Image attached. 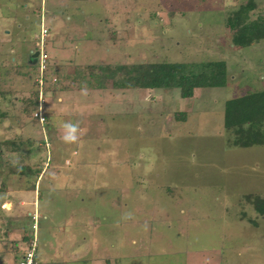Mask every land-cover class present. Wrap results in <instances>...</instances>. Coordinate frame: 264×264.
I'll use <instances>...</instances> for the list:
<instances>
[{
    "label": "rangeland",
    "instance_id": "374dc122",
    "mask_svg": "<svg viewBox=\"0 0 264 264\" xmlns=\"http://www.w3.org/2000/svg\"><path fill=\"white\" fill-rule=\"evenodd\" d=\"M72 1L67 0V5ZM95 4L85 1L81 7L95 15H109V20L120 17L114 24L111 19L110 25L112 31L122 29L113 43L115 50L124 49L126 54L116 53L109 39L106 52V43L99 46L98 34L91 32L88 54L82 53L86 61L129 66L224 62L226 86L196 89L191 99H181L178 90L142 89L141 94L129 91L120 102L105 100L109 94L101 91L95 97L100 102L86 109V115L97 121V129L84 120L78 152L76 142L53 140L50 149L45 143L51 139L47 136L44 143L38 137L40 148L32 147L33 156L49 167V174L58 167L62 175L73 171L70 179L75 181L74 188L66 187L65 179L57 180V172L41 178V189L48 191L41 193L40 214L46 212L49 219L47 214L52 213L55 224H65L77 240L76 245L58 249L59 231H51L48 220L39 219L38 260L41 264H264V215L254 207L256 200H264V144L236 147L235 136L223 126L227 101L264 92V38L240 48L232 43L237 29L228 24L240 8L251 6L246 22L264 25V0H101ZM57 10V0H0V75L12 68L32 100L38 93L40 69L38 63L32 64L29 52H35L42 19L51 23L45 45L50 65L43 74V88L52 91L71 84L69 73L59 71L53 53L58 43L51 19ZM125 13L131 23L123 29ZM91 46L97 50L95 56L90 55ZM114 80L109 77L100 87L112 93ZM74 148L81 163L66 166L65 160L78 161L71 156ZM50 151L53 156L46 159ZM4 169L0 167V178ZM15 175L2 179L17 186ZM22 217L19 235L29 237L32 217ZM22 237L10 241L16 244ZM90 237L94 243L81 242L80 238ZM8 243V251L12 247L15 254L17 248ZM13 254L9 264L16 262Z\"/></svg>",
    "mask_w": 264,
    "mask_h": 264
},
{
    "label": "crops",
    "instance_id": "0c3cea01",
    "mask_svg": "<svg viewBox=\"0 0 264 264\" xmlns=\"http://www.w3.org/2000/svg\"><path fill=\"white\" fill-rule=\"evenodd\" d=\"M85 1H87L89 4L92 2L93 4H98L101 0H73L72 4H69L71 6L73 5V8L67 5V0H57L60 10L56 11L54 19L51 20L54 23V34L56 33L55 41H57L58 47L60 48L57 49L58 47L56 45L53 53L55 52L54 55L59 65V71L69 73L70 80H67L68 82H71V84L68 86H66L65 84V88L64 86H62L52 91H48L46 96L47 101L41 108V113L45 117L44 123H40L38 119L34 118L33 116V112H37L38 110V105L37 108L35 106H31V112H27L26 109H28L30 105L34 104V100H32V97L29 95L28 90H24L21 88L22 86H20L19 84L20 79L19 77H17V75L14 74V70L12 71V68H6L7 70L5 71V73H2L0 75L2 76L0 77V134H2L3 136V138L0 140V158L2 159V161L0 162V167L5 168L4 170H6L0 178V264H9L11 260L10 258H12V254L14 253V251L11 250L12 247L8 251V242L11 243V246H15L17 248L16 253L13 254V258L14 260H16L14 264H18L20 256L19 254L25 248L29 238L25 234L22 237V233L19 235L20 231L23 232L20 225L23 215H26L28 217L31 216L33 223L34 221L38 222L39 219L45 221L48 220V227H53L51 231H59V233L57 234L56 243L58 249L64 248L66 246H73L76 245L73 243H77V240L72 239L70 233L67 231V228H65V224H63V226L61 227H58L55 224L56 222H54L55 219H53L52 213L47 214L49 216V219L47 218V216H45L46 212H42L40 214V200L42 198L41 193L48 191L47 189H41V178L45 176L51 178V174L54 173L55 175V173L57 172V176H59L57 177V180L60 178L65 179L64 185L66 187L73 185L74 188L75 181L72 182L70 179H74L73 171H69L66 174L63 171L62 175V168L58 167L52 169L51 174H49V167L46 168V164L42 166L43 163L33 156V153L31 151L32 147L40 148L38 144L40 139L37 140V138H41L42 136L45 143L48 136L51 140L50 142L45 144H49V148L51 149V142L53 140L63 141L61 139V137L63 136V131L59 128V123L61 121H71L73 123H77L79 124V139L76 142V144L78 145L76 150L78 152L79 145L82 146L83 144L82 134L85 131L86 126L84 120H88V122L91 123L92 129H97V125L95 124L97 121L92 118L93 115H86V112L89 111L86 109L90 105H95V103L100 102V99L95 98L96 95L101 96L102 91L103 93L109 94L107 96H104L105 100L118 101L116 100V98H118V102H120L125 100V97L126 95H128L129 91H136L137 94L139 91L141 93L143 92V90L141 89H117L114 87L113 89L116 90L112 93H108L104 91L102 87H100V85L104 82H101L100 78H98V74H100L99 72L101 70H110L111 68H114L116 66L126 65V63H91L83 59L82 53L86 51V54H88L86 49L90 47L89 42L93 38L89 35L91 34V32H96L98 34L97 38H99V40L101 41V44L99 43V46L103 47V43H106V40L109 39L110 41H112V45L115 47V50L116 45H114L113 42L119 40L117 34H119V31L121 33L122 29L120 28L118 31H112V25H110V23L111 19L113 24L116 23V21L120 20V17H112L109 20V15H95L93 11L87 12L81 7V4ZM103 10L106 11L105 8ZM121 20L125 21L123 29L126 27L127 23H131V21L129 20V16H127L126 13ZM44 23H47V25H45ZM42 24L47 29L49 28L48 30L50 34L49 25H51V23L47 22L46 19H42L41 25ZM93 28H95L94 31L91 30ZM86 30L91 31L86 32ZM68 46H71L73 51H70ZM106 48L107 49H105V51L108 52L110 46L107 43ZM89 51L91 52V56H95L97 52L95 46H91ZM115 52L118 54L120 53V55L126 54V50L124 49L115 50ZM29 53L31 55L30 60H32V64L35 65V61L32 58L35 52L30 51ZM101 54H103L102 51ZM82 89H86V91L82 92ZM137 94H135V96H137ZM114 105L115 104H113V106ZM54 106L56 107V110L58 107H60V109L56 111L53 108ZM116 107L119 108L120 105L117 104ZM35 109L36 111H34ZM79 112L81 114H79ZM84 143L88 144L89 141H86ZM51 154L53 156V153L51 151L46 152V159L48 155L51 157ZM71 156H74L75 158L78 157V153H76L75 148L73 149ZM78 163H81L79 159L78 161L74 159V161L72 162H69L68 160H65L64 162V164L69 167L71 166V164L72 167H74V165ZM16 168H19V171L17 173L15 171ZM0 172L2 173V170H0ZM11 174H16V182L19 186H14V183L12 182L7 184L3 181V177L10 176ZM31 174L35 178L33 176L30 177ZM28 207H30V209H28ZM61 221L63 222L62 219ZM79 222H83V220ZM17 236L22 237L20 238L22 240H20L16 244L14 242V245L13 241H16V239H13ZM80 239L84 244L88 243L90 245L91 242H95L94 240L89 242L91 237L88 240L87 238ZM85 246L88 245H84V247ZM50 247L55 249L54 245L52 244H50ZM73 257L74 258L72 259L76 260V256ZM36 259L38 264H41V261H39L37 257Z\"/></svg>",
    "mask_w": 264,
    "mask_h": 264
},
{
    "label": "trees",
    "instance_id": "16d2710c",
    "mask_svg": "<svg viewBox=\"0 0 264 264\" xmlns=\"http://www.w3.org/2000/svg\"><path fill=\"white\" fill-rule=\"evenodd\" d=\"M251 8V6L240 8L236 17L228 20L229 26L237 29L232 43L240 48L249 46L252 41L264 38L261 31L264 30V25L246 22V13ZM230 21L234 23L231 24ZM129 65L116 66L106 71L101 70L98 78L101 82L109 77L115 78L113 84L117 89L178 90L181 99H191L196 89H217L226 86L224 62L204 63L199 66L180 63ZM36 85L38 87V84ZM44 93L46 97L47 88H44ZM37 96L38 93L35 92L33 106L36 108ZM223 124L225 130L235 136L234 146L248 148L263 145L264 92L227 101L224 107ZM254 207L258 214L264 215V200H256Z\"/></svg>",
    "mask_w": 264,
    "mask_h": 264
},
{
    "label": "built area",
    "instance_id": "2783aa9c",
    "mask_svg": "<svg viewBox=\"0 0 264 264\" xmlns=\"http://www.w3.org/2000/svg\"><path fill=\"white\" fill-rule=\"evenodd\" d=\"M49 33L48 30L41 25L40 33H39V40L36 45L35 53L37 54V63H38V70L40 69L39 73V81H38V110L34 112V117L38 118L40 123L45 122V117L41 113V108L45 103V93L43 88V74L47 67V62L49 61V56L46 52V39ZM37 249H38V237H37V226L36 221L33 224V233L29 237L28 242L25 248L19 254L18 264H38L36 256H37Z\"/></svg>",
    "mask_w": 264,
    "mask_h": 264
},
{
    "label": "clouds",
    "instance_id": "9594fccd",
    "mask_svg": "<svg viewBox=\"0 0 264 264\" xmlns=\"http://www.w3.org/2000/svg\"><path fill=\"white\" fill-rule=\"evenodd\" d=\"M85 91L86 89H82V92ZM58 126L63 131L61 139L65 143H75L78 141L79 124L71 121H61Z\"/></svg>",
    "mask_w": 264,
    "mask_h": 264
},
{
    "label": "bare ground",
    "instance_id": "6f19581e",
    "mask_svg": "<svg viewBox=\"0 0 264 264\" xmlns=\"http://www.w3.org/2000/svg\"><path fill=\"white\" fill-rule=\"evenodd\" d=\"M48 33H49V31H48ZM36 54V53H35ZM33 58V57H32ZM34 61H35V64L37 63V57L34 59ZM35 118V117H34ZM36 119H38V118H36ZM38 237V236H37ZM37 257V256H36Z\"/></svg>",
    "mask_w": 264,
    "mask_h": 264
},
{
    "label": "water",
    "instance_id": "95a60500",
    "mask_svg": "<svg viewBox=\"0 0 264 264\" xmlns=\"http://www.w3.org/2000/svg\"><path fill=\"white\" fill-rule=\"evenodd\" d=\"M32 57H33V59H35L37 57V54H34Z\"/></svg>",
    "mask_w": 264,
    "mask_h": 264
}]
</instances>
